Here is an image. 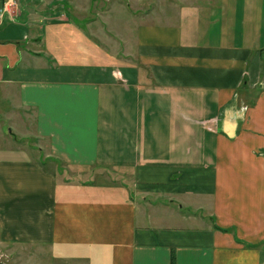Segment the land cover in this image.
<instances>
[{
	"label": "crops",
	"instance_id": "1",
	"mask_svg": "<svg viewBox=\"0 0 264 264\" xmlns=\"http://www.w3.org/2000/svg\"><path fill=\"white\" fill-rule=\"evenodd\" d=\"M92 1L0 16V252L264 264V0Z\"/></svg>",
	"mask_w": 264,
	"mask_h": 264
},
{
	"label": "rangeland",
	"instance_id": "2",
	"mask_svg": "<svg viewBox=\"0 0 264 264\" xmlns=\"http://www.w3.org/2000/svg\"><path fill=\"white\" fill-rule=\"evenodd\" d=\"M111 4H112V1L106 3V2H104V0H93L91 2V7H90L89 13L94 15L95 13L102 12V11L108 9L109 6H111ZM83 7H85V6H83ZM64 10L67 11L71 17L76 16V17L81 18L82 15H85V13L81 9V7L75 8V5H70L68 8L66 7ZM6 131H8V130H6ZM5 254L6 253H4V252H0V264H17L18 263V262H15L13 260L14 258L11 259L9 257H6Z\"/></svg>",
	"mask_w": 264,
	"mask_h": 264
},
{
	"label": "built area",
	"instance_id": "3",
	"mask_svg": "<svg viewBox=\"0 0 264 264\" xmlns=\"http://www.w3.org/2000/svg\"><path fill=\"white\" fill-rule=\"evenodd\" d=\"M17 0H5L0 10V16L4 13L13 17V12L17 10ZM14 18V17H13Z\"/></svg>",
	"mask_w": 264,
	"mask_h": 264
},
{
	"label": "trees",
	"instance_id": "4",
	"mask_svg": "<svg viewBox=\"0 0 264 264\" xmlns=\"http://www.w3.org/2000/svg\"><path fill=\"white\" fill-rule=\"evenodd\" d=\"M171 264H174V261H173V259H171Z\"/></svg>",
	"mask_w": 264,
	"mask_h": 264
}]
</instances>
